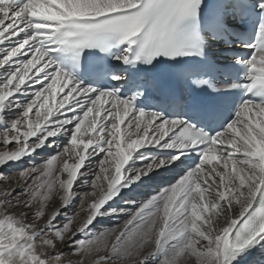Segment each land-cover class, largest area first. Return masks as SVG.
<instances>
[{"label": "bare ground", "instance_id": "bare-ground-1", "mask_svg": "<svg viewBox=\"0 0 264 264\" xmlns=\"http://www.w3.org/2000/svg\"><path fill=\"white\" fill-rule=\"evenodd\" d=\"M58 3L61 8H64L69 13L89 11L101 13L118 9L123 4L127 5L124 7L132 5V2H122V0H105L102 3L101 1L99 3L98 0H59ZM56 11L59 14H63L58 10ZM13 51L8 47L0 48V117L4 120L8 119L9 122L14 121L12 122L14 124L11 132L2 133L0 131V134L8 135L6 141L9 145L14 144L15 141L19 143L22 131H26L27 137L23 139H26L27 143L19 145L14 152V156L6 151H0V169L10 166V164L14 165L15 169L22 167L29 161L38 160L41 155L48 154L55 148L62 146L70 135L77 131V121L79 120L86 121L85 129L87 131L80 134L78 142L72 139V148L76 147V143L80 144V147L82 146L78 168H83L87 165L89 166L88 170L89 168L91 169L92 162L89 163L88 161H92L104 152L107 144H110V140H112V143L119 147L121 143L124 145L122 146V151L112 145V154L114 155H105L107 159L105 158L106 162L104 164L101 160L102 165H106L104 168L109 166L114 171H117L119 169L123 170L126 164L127 166L135 164L136 167H132L133 169L138 168L139 165H144L148 170L143 174H139L138 169H134L133 175L135 174V176L128 181L125 179L126 173L121 174V172H118L117 176L113 175L107 179L105 177L106 168L103 173L99 172L103 180L102 183L98 184L100 191L96 194L93 201H89V207L84 209L85 211L83 210L82 213L77 214L76 217L74 216L75 228L82 227V229H86L88 225H93L100 230L102 224L115 222L128 211V208L133 205L130 201H127L131 194H134L136 197L135 202H138L143 200L148 194H155L157 192L155 186L158 184L162 185L163 182H166L165 184L169 183L168 186H170V184L174 183V179L178 175L177 167L172 168L165 174H155L147 180L137 182L146 174L169 164V162L164 163L160 160H155L153 157L136 152L139 148L149 147L156 143H159L160 147L166 145L165 142L160 143L163 132L159 129L157 122L132 116L128 117L127 114L121 111L120 114H110L108 113V108L102 109L101 115L98 114V110L94 109H86L80 115L81 105L79 100L66 106L69 100L77 97L73 90L68 89L67 84L60 83L55 85L52 83L49 86L38 89L37 87L40 84V81L36 80L39 67L38 61L34 60L32 56H28L30 58L29 63L17 62L13 59ZM27 95L45 98L40 104L41 107H45V111L38 115L39 122L35 123V128L32 132L27 129V125L29 126L27 114H30L39 105V101L35 104L33 102L34 106H28L24 116L19 117L20 115L18 114V111L21 112L22 110V101L23 99L25 100ZM125 118L126 120L124 121ZM18 120L20 121L19 123ZM20 125H22L20 129H15L16 126ZM36 129L39 131L35 135ZM38 136H42L39 142L37 141ZM145 136H147L146 139ZM29 141L31 144L28 143ZM46 141L49 144L44 145ZM245 141L247 140L245 139ZM255 142L264 145V139L262 138H255ZM88 144L92 147L89 151L87 150ZM49 148H51L50 151H48ZM62 155L63 158L66 155L70 157L72 153L70 151L66 152V148H64ZM7 156L11 158L13 156V158L6 159ZM84 161H87L88 164H83ZM248 166L245 168L236 167L232 169L233 172L223 166L219 167L214 173H210L207 170L199 172L198 188L194 189L195 194L198 195L197 199L199 202L196 203L197 200L195 201L192 216L185 218L184 224L181 225L182 235L188 230L191 232L188 231V236H185L183 241L178 238L176 243H171L170 247L172 249L167 250L165 253L166 256L167 253H171V260L174 264H240L250 254H253V258L249 264L264 263V256H262L264 253H261L264 250V239L258 241L255 246H251L246 252L238 253V255L232 254L228 246L229 236L233 228L247 213L260 184V167L257 173H253ZM215 175L219 176L218 180L214 179ZM13 183L15 188L24 190L22 181L17 179ZM204 183H208L206 187H204ZM204 193L208 194L203 197ZM11 195L9 192L5 194L3 199L0 198V208L5 201L13 200L14 197L12 198ZM73 198H75L74 192L71 189H67L65 194L60 193V196L55 197L54 202L45 206L44 209H46L48 214L64 218L63 213L67 212L70 205L68 204L66 208L64 207L65 209H62L60 204L64 199L67 202H74ZM26 201V198L23 199L19 202V205L24 206ZM219 202L222 203L221 206H217ZM39 208L40 206H34L31 209V213H36ZM96 214H98L97 218L95 217ZM134 214L136 215V213ZM161 214L163 213L161 212ZM142 220L143 223L134 224L135 226L131 228L129 239L134 252L143 250V255L147 253L144 261L149 262L152 259V255L155 256L161 246L166 244L162 234L165 232V226H170L167 225L168 222L161 216L148 217L146 220L143 218ZM169 230H174V228ZM2 240H0V264H20L18 252L14 249L16 245ZM42 254H44V251H42ZM2 255H6L5 258Z\"/></svg>", "mask_w": 264, "mask_h": 264}, {"label": "rangeland", "instance_id": "rangeland-1", "mask_svg": "<svg viewBox=\"0 0 264 264\" xmlns=\"http://www.w3.org/2000/svg\"><path fill=\"white\" fill-rule=\"evenodd\" d=\"M100 1L102 3L105 0H98L99 3ZM28 96H33L34 98L31 101H25L28 100ZM25 100L23 99L22 101L21 112L18 111L19 117L25 115L28 106H34L39 101V105L30 114H27V119L29 120L27 129L32 132L34 131L35 123L39 122L38 115L45 111V107L40 106L45 98L27 95ZM19 120L18 123L20 122ZM12 122L14 121L9 122L8 119L4 120L0 117V131L2 133L11 132L14 124ZM77 124L79 126H77V133L73 132L62 146L55 148L48 154L41 155L38 160L29 161V163L22 167L15 169L14 165L10 164V166L0 169V198L3 199L5 194L9 192L12 194V198L14 197L11 201H5L0 208V240L3 239L2 241L16 245L14 249L18 252L20 264H174L171 260V253H167L169 258L165 253L167 250L172 249L170 246L174 242L176 243L178 238L183 241L184 237L188 236L187 233L190 230L182 235L181 225L184 224L185 218L192 216L195 201L197 200L196 203L199 202L197 199L198 195L194 192L196 187L192 191L191 199L185 201V194L180 189L173 193L177 184L173 183L165 187L166 182H163V186L161 184L155 186L157 192L154 195L156 196L148 194L143 200L135 202L136 197L134 194H131L127 198V201H130L133 205L128 208V211L123 216H120L117 221L102 224L100 230L93 225H88L86 229H82V227L75 228L74 219L77 214L82 213L84 209L88 208L89 201H93L96 194L100 191L98 184L102 183L103 180L99 172L103 173V170L106 168L105 177L107 179L113 175L117 176L118 172H121V174L126 173L125 179L128 181L131 177L135 176V174L133 175L134 169H138L139 174H143L148 170L144 165H139L138 168L133 169L132 167H136L135 164L128 166L126 164L123 170L119 169L117 171H114L109 166L104 168L106 165H102L101 160L104 164L107 159L106 156L114 155L112 154V145L118 147L121 151L124 145L121 143L119 147L112 143V140H110V144H107L104 152L100 154L101 156L97 154L98 156L95 159L88 161L89 163L92 162L91 169L89 168L88 170L87 161L83 163H86L85 167L78 168L81 160L82 146L80 147V144L76 143V147L72 148V139L78 142L80 134H83L87 130L85 129L86 121L78 120ZM21 127L22 125L16 126L15 129H20ZM37 131L36 129L35 135ZM2 133L0 134L2 141L0 143L1 152L6 151L8 154L10 153L14 156L17 147L27 143L26 139H23L27 137L26 131H22L19 143L15 141L14 144L9 145L6 141L8 135ZM41 137L38 136V142ZM28 143L31 144L30 141ZM47 144L49 142L46 141L44 145ZM64 148H66V152L70 151L72 156L66 155L63 158L62 152ZM71 149L73 150L71 151ZM50 150L51 148L48 149V151ZM12 158L7 156L6 159ZM251 167L256 168L257 165H252ZM248 168L253 173H257V170H259V167L258 169H252L248 166ZM17 179L23 182L22 187L24 190L15 188L13 181L15 182ZM67 189H71L74 192L75 198H73L74 202H67L66 199L61 202L62 209H65L66 205H70L67 212L63 213L65 217L61 218L60 216L46 213L45 206L54 202L55 197L60 196V193L65 194ZM207 194L204 193L203 197ZM186 197L188 196L186 195ZM25 198L27 201L24 206L19 205V202ZM221 205V202L217 203V206ZM34 206H40V208L36 213H31V209ZM147 216L149 218L161 216V218L168 222L167 225L170 226H165V232L162 234V238L167 246H161L159 252L155 256L152 255V259L149 262L144 261L147 253L143 255V250L141 252H134L129 239L131 228L140 222L143 223L142 219L146 220ZM95 217L97 218L98 214ZM178 226L180 227L178 228ZM168 228H174V230H169ZM42 251H44V254H42ZM5 256L2 255L4 258Z\"/></svg>", "mask_w": 264, "mask_h": 264}]
</instances>
